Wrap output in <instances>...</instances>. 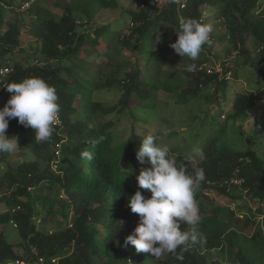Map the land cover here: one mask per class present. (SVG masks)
<instances>
[{
  "label": "trees",
  "instance_id": "obj_1",
  "mask_svg": "<svg viewBox=\"0 0 264 264\" xmlns=\"http://www.w3.org/2000/svg\"><path fill=\"white\" fill-rule=\"evenodd\" d=\"M25 1L0 0V68H13L0 82V109L12 95L8 84L38 76L56 88L62 121L48 141L36 142L33 129L18 118L9 120L6 134L24 136L29 149L16 163L7 153L0 154V167L8 160L0 170V264L40 257L51 264L54 256H60V264H264V152L225 139L264 104V87L234 84L242 81L243 68L264 79V0H136L135 9H125L129 22L116 26L97 22L96 16L118 8L120 0H37L26 11L17 10ZM8 11L13 17H7ZM27 16L37 37L29 49L21 25ZM186 18L213 25L212 43L204 46L195 72L186 71L192 61L170 47ZM227 42L219 54L218 45ZM112 49L116 54L130 50L129 59L114 57ZM16 52L24 56L16 59ZM175 67L177 71L167 73ZM105 88L123 91L120 101L95 100V91ZM161 92L173 102L163 103ZM191 102L198 111H190L186 127L196 139L206 136L205 144L198 146L206 159L188 161L181 141L164 143L189 173L204 170L206 179L195 196L201 215L195 227L198 241L156 259L137 253L132 245L123 246L140 222L128 207V197L137 190L145 198L151 196L136 180L142 168L151 167L136 158L148 135L137 132V121L150 118L137 116L134 108L149 113ZM212 105L220 108L218 117ZM125 111L133 119L127 137L124 129H115L116 116ZM182 133L175 130L170 137ZM249 134L264 139V114L255 119ZM57 143L60 156L55 154ZM86 150L90 160L82 156ZM58 202L61 208L56 210ZM231 204H237V210ZM180 228L193 231L183 221ZM10 230L17 231L18 241L8 240ZM216 249L231 261L208 260L207 252ZM180 254L183 260L176 258Z\"/></svg>",
  "mask_w": 264,
  "mask_h": 264
},
{
  "label": "clouds",
  "instance_id": "obj_2",
  "mask_svg": "<svg viewBox=\"0 0 264 264\" xmlns=\"http://www.w3.org/2000/svg\"><path fill=\"white\" fill-rule=\"evenodd\" d=\"M30 1L23 2L16 9L26 11L37 0L31 1L29 7L24 8ZM206 12L209 16L208 10ZM211 32L210 24L201 23L194 18L181 19L179 31H176L178 39L170 47L180 57H187L192 61L186 66V71L197 70L196 61L204 46L212 43ZM159 41L160 35L156 39V42ZM5 88L12 95L0 109V154H14L20 149L18 138L6 134L9 120L13 118H18V123L24 127L33 129L36 142L48 141L53 135L55 125L62 121L56 88L38 76L10 83ZM169 134L170 130L162 127L159 135H146L136 150L137 161L142 165L151 166L142 168L136 176L139 188L150 191L151 196L145 198L141 191L137 190L134 195L128 197V207L132 213L139 216L140 222L134 233L125 238L123 245L125 248L132 245L137 253H150L156 259L165 254H176L178 249L186 250L190 244L198 241L195 227L201 222V215L195 196L206 179L202 168H196L193 173H189L170 156L169 147L164 143V137ZM103 139L100 137L101 141ZM60 152L61 145L57 143L55 154L60 156ZM82 156L89 160L92 158L87 150ZM205 159L206 154L200 147H194L187 156L188 161ZM54 168H57V164H54ZM181 221L192 226L193 231H182ZM11 222L17 226L13 219ZM176 258L183 260V255H177ZM43 261L40 257L33 262L16 259L7 264H44ZM59 261L60 256H54L51 264H60Z\"/></svg>",
  "mask_w": 264,
  "mask_h": 264
},
{
  "label": "rangeland",
  "instance_id": "obj_3",
  "mask_svg": "<svg viewBox=\"0 0 264 264\" xmlns=\"http://www.w3.org/2000/svg\"><path fill=\"white\" fill-rule=\"evenodd\" d=\"M16 1H18V0H16ZM47 1L53 2L55 0H41L39 3L44 4ZM65 1L66 0H57V2H59L61 4H64ZM48 4H50V3H47V5ZM137 5H138V3L136 0H120V6L118 8L103 9V10L99 11L97 16H96V20H97V22H101V23L110 22L114 26L118 25L119 23L125 24V23L129 22V16L126 13L125 9H131V8L135 9V7ZM42 6H43V8L46 7V5H42ZM58 11L60 12L61 10L58 9ZM7 13L8 14H6V15L8 18L13 17V14H11L9 11ZM208 13H209V17L214 22V20H213L214 16H213V14L211 15L212 12L208 11ZM30 17L31 16H27L25 18V22H22V24H21L22 25V35H23L24 46L28 49H29L30 45L35 44V42H36L35 39H37V37L32 32V26L29 22L31 19ZM32 17H33V21H35L37 19L36 16H32ZM210 25L213 28V25L212 24H210ZM216 31L215 32L218 35V33H220V30L217 29ZM223 44L227 45L228 42L222 43L221 44L222 46L218 45L216 50L219 54H221V53L223 54V51H222ZM21 53L16 52L13 55L16 57V59H19V57L22 58L24 56V55L21 56ZM204 53L207 54L206 52H204ZM130 54H131V51L127 50V49L122 50L119 54H116L114 52V50L112 49V55L114 57L120 59L121 61L122 60L127 61L130 57ZM9 56L10 55H7V58ZM10 57H12V56H10ZM212 59L214 62H216V66H218L219 65L218 61L215 58H212ZM102 61H105L104 58L102 59ZM175 71H177V67H175L174 70L168 71L167 73H171V72H175ZM239 76L242 79V81H240L239 84L234 83L236 85L235 87H237V88H239V87L245 88L246 87V88H254V89L259 90V89L264 87V79L259 78L253 71L249 70L248 68L240 69L239 70ZM232 90H233V88L230 87L229 92L234 93V91H232ZM122 93H123V91H121L119 89H107V88H105L102 90H96L94 93V98H95V100L105 102L107 104H114V103H117L120 101V98L122 97ZM159 99L163 100V103L166 102L165 104H167V102L168 103L173 102V99L165 96L164 92L160 93ZM192 104H193V102L188 104V106H186V105L180 106V107L179 106H176V107L170 106L167 109L159 107L158 112H155V110H153V111L150 110L149 113H145V112H142V110L134 108V113L137 116L150 118L149 122H144L142 120L137 121L136 130H137V132H140V133L152 134V135H157V134L159 135L162 127L168 128L170 130V133L172 131H175V130H178V131L182 130L184 133L180 134L178 137H170V134L168 136L164 137V142L171 144V143L181 141L182 142V144H181L182 149L181 150L183 152H185V155H189L194 147L203 146L205 144L204 138H206V136H204L202 134L196 139V138L190 136L189 131L187 130L188 128L186 126H187V124H190V111H193V112L198 111V109H197L198 106L197 107L195 105L191 106ZM209 107H213V109L215 110L213 115L218 117L219 112H220V108L216 109V106H214V105L209 106ZM263 114H264V104L260 105L259 107L254 108L251 111V115L244 122L239 123V125H242V128L239 130L230 131L228 134H226L225 139L234 145H238V146L243 147V148L257 149L263 153L264 152V139H261V137L259 135L256 136L255 138H252L249 134L250 131L252 130L253 126H254L255 119L257 117H261V115H263ZM220 118H221L220 120H224L223 115H221ZM131 120H133V119H132V116L130 115L129 111H125L122 114L116 116L115 129L117 127L119 128L118 130L124 129L123 130V135H125L124 137H127L131 132V130H130V123H131L130 121ZM203 132H206V131H203ZM117 133L118 132H116V135L121 136L120 133H118V134ZM184 136L187 139L182 140L181 137H184ZM23 137L24 136H21L18 139V147L20 149H18L17 152L14 154H8V156H9L8 160L12 161L13 163L18 162L23 157V155L25 154L23 151H27L29 149V147L27 146L28 144L25 143V139ZM188 137H189V139H188ZM7 161H4L2 163L0 170L7 167V164H8ZM231 206L235 207V209L237 210V204H231ZM37 208L40 209L41 207L37 206ZM60 208H61V203L60 202H58L57 204L55 203V209L58 210ZM39 212H40V210H39ZM41 215H42V217H44L46 215V213L44 211H41ZM63 223H65V222H63ZM6 236H7L8 240L12 241V242H16L20 239V236L16 230L8 231ZM207 258H208V260L218 258L221 261H224L227 263H229L231 261L230 258H228V255L222 254V251L220 249L208 251L207 252Z\"/></svg>",
  "mask_w": 264,
  "mask_h": 264
},
{
  "label": "built area",
  "instance_id": "obj_4",
  "mask_svg": "<svg viewBox=\"0 0 264 264\" xmlns=\"http://www.w3.org/2000/svg\"><path fill=\"white\" fill-rule=\"evenodd\" d=\"M33 1V0H31ZM30 2H27L25 5H24V8L25 7H29L30 5ZM13 71V68L12 67H9V66H6V67H3L0 69V82L3 80V78H5L9 73H11Z\"/></svg>",
  "mask_w": 264,
  "mask_h": 264
}]
</instances>
